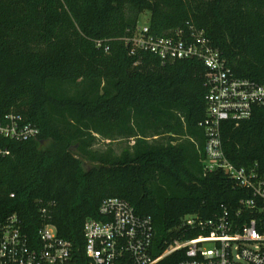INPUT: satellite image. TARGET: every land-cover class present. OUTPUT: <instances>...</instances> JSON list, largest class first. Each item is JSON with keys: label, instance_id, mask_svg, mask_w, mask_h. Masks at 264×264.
<instances>
[{"label": "trees", "instance_id": "obj_1", "mask_svg": "<svg viewBox=\"0 0 264 264\" xmlns=\"http://www.w3.org/2000/svg\"><path fill=\"white\" fill-rule=\"evenodd\" d=\"M146 12L154 35L192 24L236 77L264 83V0H0V121L20 114L40 130L23 143L0 138L11 150L0 160V221L18 213L31 237L55 226L78 261L85 222L100 218L105 199L153 218L160 255L200 235L180 229L185 216L235 213L251 197L201 163L203 63L162 65L126 47ZM222 141L233 165L258 164L264 175V106L239 126L225 122ZM185 258L178 251L158 264Z\"/></svg>", "mask_w": 264, "mask_h": 264}, {"label": "built area", "instance_id": "obj_2", "mask_svg": "<svg viewBox=\"0 0 264 264\" xmlns=\"http://www.w3.org/2000/svg\"><path fill=\"white\" fill-rule=\"evenodd\" d=\"M124 42L131 55L151 53L162 65L183 60L203 63L207 109L200 124L205 134L201 163L208 173L223 171L235 187L248 191L251 197L241 200L235 213L224 209L212 219L185 216L180 229L200 235L188 241L175 240L160 255L154 245L153 218L137 214L125 200L105 199L99 207L100 218L85 222V259L80 261L73 243L62 238L55 226L44 222L31 237L21 217L13 213L0 221V264H158L178 251H185L186 256L179 264H264V175L258 164L233 165L222 141L225 122L239 126L264 106V83L236 77L205 31L189 23L165 36L151 33L149 24L140 27L138 23ZM39 135L38 127L20 114H9L0 121L2 139L23 143L37 140ZM10 153L9 148L0 147V160ZM40 212L45 215L46 209Z\"/></svg>", "mask_w": 264, "mask_h": 264}, {"label": "rangeland", "instance_id": "obj_3", "mask_svg": "<svg viewBox=\"0 0 264 264\" xmlns=\"http://www.w3.org/2000/svg\"><path fill=\"white\" fill-rule=\"evenodd\" d=\"M150 20H151V13L150 12H146L145 14H143L140 18V21H139V26L140 27H143V26H146L148 24H150ZM125 145V142H119V143H116L114 146H115V149H116V152L119 154L122 150V148L124 147ZM97 147L99 148H104L106 147V144L104 142H101ZM88 167H91L92 165L87 163L86 164ZM211 245H208V247H210Z\"/></svg>", "mask_w": 264, "mask_h": 264}]
</instances>
